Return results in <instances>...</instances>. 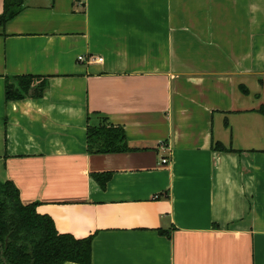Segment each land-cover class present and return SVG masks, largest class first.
<instances>
[{
    "label": "crops",
    "instance_id": "crops-1",
    "mask_svg": "<svg viewBox=\"0 0 264 264\" xmlns=\"http://www.w3.org/2000/svg\"><path fill=\"white\" fill-rule=\"evenodd\" d=\"M18 76L39 78L8 100ZM102 117L134 150H88ZM0 180L93 264H264V0H24L0 28Z\"/></svg>",
    "mask_w": 264,
    "mask_h": 264
},
{
    "label": "trees",
    "instance_id": "trees-1",
    "mask_svg": "<svg viewBox=\"0 0 264 264\" xmlns=\"http://www.w3.org/2000/svg\"><path fill=\"white\" fill-rule=\"evenodd\" d=\"M23 5L24 0H4L0 28H4ZM16 78L17 84L7 82L8 100L23 98L39 77ZM46 81L47 78H44L40 84L44 86ZM42 92L43 88H40L35 93L40 96ZM87 145L91 153L134 150L128 144L124 127L112 124L107 117L88 125ZM214 147L220 151L227 150L219 142ZM92 176L105 187L110 174L102 172ZM36 206L37 203L24 204L21 201L19 189L12 181L0 180V264H66L69 261L93 264L92 237L78 238L59 232L54 220L38 213Z\"/></svg>",
    "mask_w": 264,
    "mask_h": 264
},
{
    "label": "built area",
    "instance_id": "built-area-1",
    "mask_svg": "<svg viewBox=\"0 0 264 264\" xmlns=\"http://www.w3.org/2000/svg\"><path fill=\"white\" fill-rule=\"evenodd\" d=\"M78 60L81 62H88V63H95V62H101L103 60V57L96 56V55H79ZM170 161L169 157H163L162 163L166 164Z\"/></svg>",
    "mask_w": 264,
    "mask_h": 264
}]
</instances>
